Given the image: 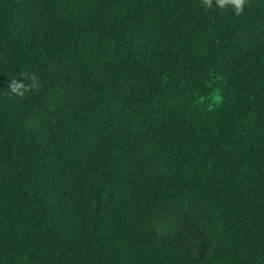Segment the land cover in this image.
I'll return each mask as SVG.
<instances>
[{"label": "trees", "instance_id": "1", "mask_svg": "<svg viewBox=\"0 0 264 264\" xmlns=\"http://www.w3.org/2000/svg\"><path fill=\"white\" fill-rule=\"evenodd\" d=\"M0 264H264V0H0Z\"/></svg>", "mask_w": 264, "mask_h": 264}, {"label": "clouds", "instance_id": "2", "mask_svg": "<svg viewBox=\"0 0 264 264\" xmlns=\"http://www.w3.org/2000/svg\"><path fill=\"white\" fill-rule=\"evenodd\" d=\"M247 0H203V7L206 9H212L214 6L219 9L234 8L237 14L244 11ZM30 86L27 85L24 80L19 78L11 79V82L7 85L6 92L12 96H18L23 98Z\"/></svg>", "mask_w": 264, "mask_h": 264}]
</instances>
